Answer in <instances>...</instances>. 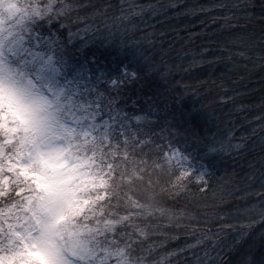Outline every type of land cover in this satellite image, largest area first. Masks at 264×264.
<instances>
[{
    "label": "snow or ice",
    "instance_id": "snow-or-ice-1",
    "mask_svg": "<svg viewBox=\"0 0 264 264\" xmlns=\"http://www.w3.org/2000/svg\"><path fill=\"white\" fill-rule=\"evenodd\" d=\"M183 3L0 0V7L11 10L7 22L0 16V264H149V257L157 253L160 264H220L219 232L234 229L235 224L220 217L214 221L219 232L195 228L190 223L191 214L159 207L151 197L146 198L145 181L151 184L152 173L162 167L152 155L162 151L161 145L145 151L152 142L144 138L147 133L139 127L144 117L129 118L117 107L116 97L111 95L116 81L102 86V75L70 64L60 32L66 31L67 43L80 40L86 45L97 38L119 36L122 41L140 44L137 18L161 17L151 25L155 29L156 24L172 18L164 15L167 9ZM226 7L227 3L188 7L175 15L209 14ZM246 16L251 18L250 13ZM242 19L234 13L208 15L207 23L201 21L204 28L188 37L205 34L217 22L221 30L246 27L241 25ZM53 21L59 25L57 30ZM151 37L152 33L143 32L145 42L150 43ZM211 50L205 47L194 54L200 59L194 60L192 67L224 59L232 65L229 72L244 69L248 74L257 70L264 73V51H253L239 33L221 46L224 57L207 59ZM245 79L240 75L233 83ZM245 109L253 111V106L240 105L237 111ZM247 122L255 125L250 136L240 137L235 144L229 141L227 147L240 150L251 137H258L264 153V99L254 106L253 118ZM224 148L222 143L221 150ZM179 155L174 150L163 153L171 165L168 171L173 173L170 198L186 193L180 194V190L189 172H173L179 168ZM258 164V168L249 165L254 169L249 179L258 172L261 190H244L240 198L255 194L264 204V154ZM197 179L201 186L194 195L207 198L210 180L202 175ZM154 212L167 223L142 222ZM253 213L264 220V206L256 204L244 209L241 216L254 220ZM213 236L217 237L211 248L215 257L207 245Z\"/></svg>",
    "mask_w": 264,
    "mask_h": 264
},
{
    "label": "trees",
    "instance_id": "trees-1",
    "mask_svg": "<svg viewBox=\"0 0 264 264\" xmlns=\"http://www.w3.org/2000/svg\"><path fill=\"white\" fill-rule=\"evenodd\" d=\"M135 2L147 5L157 0ZM160 2L167 3L168 0ZM111 3L120 5L121 0H111ZM219 3H227L228 7L216 8L209 14L175 15L184 8L209 7ZM233 4L240 7H232ZM227 13L244 17L240 23L246 27L221 30L220 22H217L207 28L205 34L189 39V33L200 32L204 28L201 21L207 23L208 15L223 16ZM247 13L251 14L250 19ZM164 15L172 18L156 24L155 29L151 25L161 17L156 20H148L147 15L142 19L137 18L136 38L140 44L136 46L125 43L128 41H122L119 36L112 40L97 38L89 46L92 49L97 45L99 52L89 54L85 53L80 40H75L73 46V42L67 43V36H63L66 52L75 57L74 60L83 59L79 62L80 66L87 68L90 74L101 71L102 86L116 81V91L111 95L116 97L117 107L129 118L144 117L139 127L147 133L144 138L152 142L145 151L156 144L161 145L162 151L152 154L157 163L167 169L171 167L164 160L163 153L171 154L174 148L181 155L179 168L175 169L177 175L181 169H186L189 175H202L205 180H210L211 190L207 198L202 194L194 195L201 186L199 184L190 187L184 195L170 200L167 207L191 214L193 219L190 223L195 228L219 232V224L214 221L220 217L226 218L229 224H235L234 229L219 232L217 251L220 250L221 264H264V220L254 213V220L241 216V212L253 204L257 207L264 204L255 194L240 198L244 196V190L252 193L261 190L258 172L249 179L254 171L249 165L258 168V158L264 153L259 147L258 137H251L240 150L227 147L229 141L235 144L240 142V137L250 136L251 128L255 125L247 121L253 118L254 106L264 99V80H261L264 73L257 70L248 74L244 69L229 72L232 65L224 59L192 67L194 60L200 59L194 54L205 47L212 49L207 52V59L224 57L226 53L220 51L221 46L227 45L237 33L245 37V43L251 44L253 51H264V19H260L264 17V0H251V3L243 4L240 0H184L178 8L167 9ZM144 20L148 23L145 24ZM53 26L57 28L59 25L53 21ZM144 31L152 33L150 43L143 40ZM117 49L123 51L116 52ZM114 53H125L121 55L123 60L111 58ZM129 72H132V76H129ZM240 75H245L246 79L238 84L233 83ZM237 92L243 94L236 95ZM240 105H251L253 111H237ZM222 143L225 145L223 150ZM149 163H152L151 159ZM172 179L175 180V177ZM245 185L249 187L245 188ZM164 186L169 187L168 184ZM183 223L189 221L184 220ZM214 241H217L216 236L207 242L213 257L216 256V252L211 251ZM197 252L207 259L203 250L198 249Z\"/></svg>",
    "mask_w": 264,
    "mask_h": 264
},
{
    "label": "clouds",
    "instance_id": "clouds-1",
    "mask_svg": "<svg viewBox=\"0 0 264 264\" xmlns=\"http://www.w3.org/2000/svg\"><path fill=\"white\" fill-rule=\"evenodd\" d=\"M240 3H251V0H240ZM129 45L136 46L137 43L135 41H128L125 42ZM173 172L175 170L173 169ZM172 172H169L167 168L161 167L159 171H155L152 173V182L151 184L147 183V180L145 181V184L147 185V192H146V198L151 197V200L159 207H167L170 200L176 199L175 196L169 197L168 189L169 187H165V184L169 185V180L172 176ZM198 176H192L189 175L185 181H184V189L180 190V194H183L186 192L190 187H196L200 184V181L197 179ZM145 224H151V223H160L164 224L167 223V219L165 217H162L159 212H154L151 217L145 218L143 221ZM179 260V258H176ZM149 264H160V254L157 253L154 256L149 257ZM166 264H174L172 261H167ZM182 264V261H181ZM221 264V262H220Z\"/></svg>",
    "mask_w": 264,
    "mask_h": 264
},
{
    "label": "rangeland",
    "instance_id": "rangeland-1",
    "mask_svg": "<svg viewBox=\"0 0 264 264\" xmlns=\"http://www.w3.org/2000/svg\"><path fill=\"white\" fill-rule=\"evenodd\" d=\"M11 10L10 9H6V8H3V7H0V16H2L3 17V19H4V21L5 22H7V20H8V17H9V12H10ZM59 26H57V28H58ZM57 28L56 27H54L53 26V29L54 30H57ZM61 32V35H62V37L63 36H67V33H66V31L65 30H61L60 31ZM75 41V40H74ZM74 41H72L73 42V46L75 45V42ZM70 44V43H69ZM91 44H93V42H90V43H88V44H86V45H83V47H84V51H85V53H89V54H94V53H98L99 52V48L100 47H98L97 45H94L93 47H92V49H91V47L89 46V45H91ZM82 45V44H81ZM78 46H79V44H78ZM94 48V49H93ZM91 49V50H90ZM87 51V52H86ZM123 51V49H117V51L116 52H122ZM125 53H114V54H112L111 55V58H115V60H120V61H122L123 59H121V55H124ZM86 56V55H85ZM137 56H138V54H137ZM66 57L69 59V61H70V64L72 65V66H74V64H76V66L75 67H79L80 66V61H82L83 59H76V60H74V58L73 57H71V55L69 54V52H66ZM140 58V57H139ZM139 60V59H138ZM142 60V58H140V61ZM79 65V66H78ZM100 69V68H99ZM123 69H124V67H123ZM96 75H101V71H99V70H97L96 72ZM131 73L132 72H129V76H132L131 75ZM176 151V152H178L179 154H180V152L178 151V150H176V149H174V148H172L171 149V152L172 151ZM181 155H179V160H181V157H180ZM184 160H186V158H184ZM186 163V162H185Z\"/></svg>",
    "mask_w": 264,
    "mask_h": 264
}]
</instances>
